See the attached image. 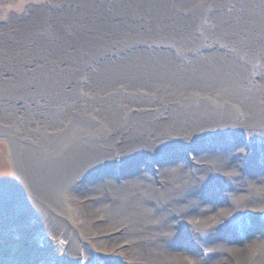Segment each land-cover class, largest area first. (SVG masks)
<instances>
[{"label":"bare ground","instance_id":"1","mask_svg":"<svg viewBox=\"0 0 264 264\" xmlns=\"http://www.w3.org/2000/svg\"><path fill=\"white\" fill-rule=\"evenodd\" d=\"M0 139L19 177L0 240L41 218L79 264H188L186 240L190 264H264V0H49L0 23Z\"/></svg>","mask_w":264,"mask_h":264},{"label":"rangeland","instance_id":"2","mask_svg":"<svg viewBox=\"0 0 264 264\" xmlns=\"http://www.w3.org/2000/svg\"><path fill=\"white\" fill-rule=\"evenodd\" d=\"M48 2L49 0H0V23L13 17L23 16L34 8L41 9ZM239 150H244V147H240ZM161 168H169V165H163ZM18 179V167L12 146L7 140L0 139V184L12 185ZM37 222V226L26 228L18 239L0 240V264H79L81 262L84 253L78 249L71 232L57 222L41 218L37 219ZM46 238L51 239L44 241ZM60 240H64L67 244L64 255L58 252ZM194 245V241L186 240L174 246V260H182L190 264L196 259L192 256ZM55 258L56 261L53 263L52 260ZM112 264H127V262L114 257Z\"/></svg>","mask_w":264,"mask_h":264}]
</instances>
